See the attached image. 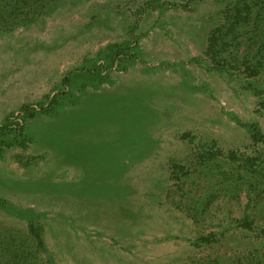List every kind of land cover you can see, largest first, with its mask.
<instances>
[{"label":"rangeland","instance_id":"obj_1","mask_svg":"<svg viewBox=\"0 0 264 264\" xmlns=\"http://www.w3.org/2000/svg\"><path fill=\"white\" fill-rule=\"evenodd\" d=\"M8 120L0 264H264V0H60L0 29Z\"/></svg>","mask_w":264,"mask_h":264},{"label":"trees","instance_id":"obj_2","mask_svg":"<svg viewBox=\"0 0 264 264\" xmlns=\"http://www.w3.org/2000/svg\"><path fill=\"white\" fill-rule=\"evenodd\" d=\"M60 0H0V29L4 31H11L13 28L19 25H27L36 21L39 17L49 12L54 5ZM237 24L233 26L235 30ZM116 49H123L121 45H116ZM123 53H126V50H122ZM119 54L115 55L113 58H116ZM123 55V54H122ZM114 62V60H112ZM69 78H65V83L69 84ZM62 99L59 95L55 96L53 100L46 106H42L39 110L31 106H24L22 112L27 113L28 115L34 116L38 111L46 114L54 113L57 108L60 106ZM8 123L1 127L0 129V158L3 157L6 147L9 144L2 140V135L5 133L9 127H12L11 120L7 121ZM239 126L247 129L251 137L260 143H264V131L259 123H244L238 120ZM0 209L10 210V204L8 201L0 198ZM29 233L30 236L36 243V246L39 251L46 250V242L44 238L43 227L38 226L35 222L30 221L29 224ZM48 264H54L51 260L48 261Z\"/></svg>","mask_w":264,"mask_h":264}]
</instances>
